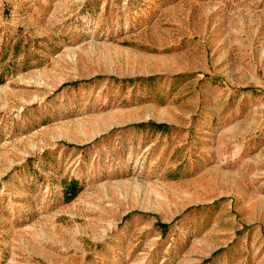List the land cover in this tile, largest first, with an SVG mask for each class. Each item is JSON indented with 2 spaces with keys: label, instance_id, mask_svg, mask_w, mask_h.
Instances as JSON below:
<instances>
[{
  "label": "rangeland",
  "instance_id": "obj_1",
  "mask_svg": "<svg viewBox=\"0 0 264 264\" xmlns=\"http://www.w3.org/2000/svg\"><path fill=\"white\" fill-rule=\"evenodd\" d=\"M0 264H264V0H0Z\"/></svg>",
  "mask_w": 264,
  "mask_h": 264
},
{
  "label": "trees",
  "instance_id": "obj_2",
  "mask_svg": "<svg viewBox=\"0 0 264 264\" xmlns=\"http://www.w3.org/2000/svg\"><path fill=\"white\" fill-rule=\"evenodd\" d=\"M81 188L78 187V184L73 182L65 188L66 201L72 200L79 192ZM163 231L168 229L169 225L160 224L158 225Z\"/></svg>",
  "mask_w": 264,
  "mask_h": 264
}]
</instances>
